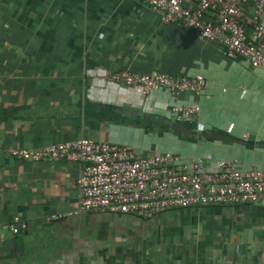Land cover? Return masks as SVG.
Returning <instances> with one entry per match:
<instances>
[{
	"label": "crops",
	"instance_id": "crops-1",
	"mask_svg": "<svg viewBox=\"0 0 264 264\" xmlns=\"http://www.w3.org/2000/svg\"><path fill=\"white\" fill-rule=\"evenodd\" d=\"M244 9L252 34L253 7ZM122 70L203 75L207 86L199 97L165 89L145 96L109 80ZM195 102L194 121L171 114ZM81 138L140 155L201 158L210 168L225 160L264 169V72L189 28L163 23L142 0H0V264H264V205L53 219L78 209L80 164L7 152ZM17 217L28 228L13 234ZM196 217L248 231L229 243L243 248L187 242L165 224Z\"/></svg>",
	"mask_w": 264,
	"mask_h": 264
},
{
	"label": "built area",
	"instance_id": "built-area-1",
	"mask_svg": "<svg viewBox=\"0 0 264 264\" xmlns=\"http://www.w3.org/2000/svg\"><path fill=\"white\" fill-rule=\"evenodd\" d=\"M142 1L163 23L189 28L198 37L217 42L227 57L245 60L264 72V0ZM246 4L253 7L252 34L248 33ZM109 80L138 87L145 96L165 89L177 97L184 92L199 97L207 86L203 75H150L129 70L109 74ZM200 112L198 102L171 109L178 122H192ZM7 154L20 161L68 160L80 164L78 209L53 216L55 220L81 213L150 217L206 206L264 205V169L242 170L238 161L222 160L210 168L201 158L188 159L173 152L140 155L131 147L89 138L41 149L14 148ZM27 228L18 217L9 226L13 234Z\"/></svg>",
	"mask_w": 264,
	"mask_h": 264
},
{
	"label": "rangeland",
	"instance_id": "rangeland-1",
	"mask_svg": "<svg viewBox=\"0 0 264 264\" xmlns=\"http://www.w3.org/2000/svg\"><path fill=\"white\" fill-rule=\"evenodd\" d=\"M192 217L189 216V219ZM177 224L176 226H181L179 227L181 233L180 236H183V240L187 242H193L194 240L198 241H204L203 239H217L218 241H221L222 243L225 242L224 247H234L237 248L239 251L238 247L243 248V246H237L236 244H229L231 242H238L235 241L234 239H238L239 236H243L242 233L248 234V231L246 230H238L236 227L231 226V225H225L223 223H219L217 220L214 219H199L196 217L194 220L190 223L183 222L181 225V221L177 219ZM240 233V234H239ZM175 236L172 234V237ZM241 238V237H239ZM174 241H176L175 238H173ZM233 242V243H234ZM197 246V245H196Z\"/></svg>",
	"mask_w": 264,
	"mask_h": 264
},
{
	"label": "flooded vegetation",
	"instance_id": "flooded-vegetation-1",
	"mask_svg": "<svg viewBox=\"0 0 264 264\" xmlns=\"http://www.w3.org/2000/svg\"><path fill=\"white\" fill-rule=\"evenodd\" d=\"M202 208V207H201ZM198 208H189V209H178V210H176V211H171V212H174V213H176V214H178V213H180V212H178V211H183V210H187V211H189V210H197ZM162 214H165V213H170V211L169 212H161ZM178 222H177V219H170L169 221L168 220H166V222H165V224L168 226V230H171V232H173V233H179V231H180V229H179V227H181V226H176V224H177ZM181 223V222H180ZM183 224V222L181 223V225ZM188 224V223H187Z\"/></svg>",
	"mask_w": 264,
	"mask_h": 264
}]
</instances>
